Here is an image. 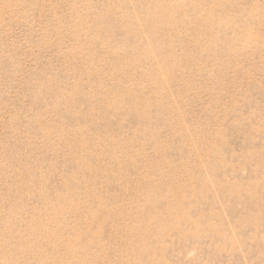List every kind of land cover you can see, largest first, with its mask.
Wrapping results in <instances>:
<instances>
[{"label": "rangeland", "instance_id": "rangeland-1", "mask_svg": "<svg viewBox=\"0 0 264 264\" xmlns=\"http://www.w3.org/2000/svg\"><path fill=\"white\" fill-rule=\"evenodd\" d=\"M0 264H264V0H0Z\"/></svg>", "mask_w": 264, "mask_h": 264}]
</instances>
